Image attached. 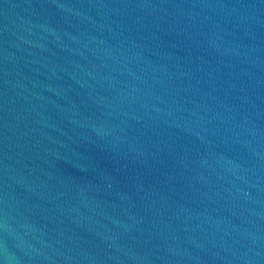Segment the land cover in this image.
Returning <instances> with one entry per match:
<instances>
[{
    "label": "water",
    "instance_id": "95a60500",
    "mask_svg": "<svg viewBox=\"0 0 264 264\" xmlns=\"http://www.w3.org/2000/svg\"><path fill=\"white\" fill-rule=\"evenodd\" d=\"M0 264H264V0H0Z\"/></svg>",
    "mask_w": 264,
    "mask_h": 264
}]
</instances>
